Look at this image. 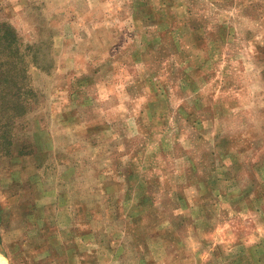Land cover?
<instances>
[{
	"label": "rangeland",
	"instance_id": "rangeland-1",
	"mask_svg": "<svg viewBox=\"0 0 264 264\" xmlns=\"http://www.w3.org/2000/svg\"><path fill=\"white\" fill-rule=\"evenodd\" d=\"M5 264H264V0H0Z\"/></svg>",
	"mask_w": 264,
	"mask_h": 264
},
{
	"label": "bare ground",
	"instance_id": "bare-ground-1",
	"mask_svg": "<svg viewBox=\"0 0 264 264\" xmlns=\"http://www.w3.org/2000/svg\"><path fill=\"white\" fill-rule=\"evenodd\" d=\"M0 264H5L4 255L0 252Z\"/></svg>",
	"mask_w": 264,
	"mask_h": 264
}]
</instances>
